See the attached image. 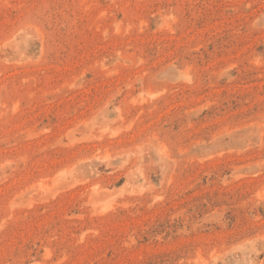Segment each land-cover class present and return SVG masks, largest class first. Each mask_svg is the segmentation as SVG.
<instances>
[{"label":"rangeland","instance_id":"obj_1","mask_svg":"<svg viewBox=\"0 0 264 264\" xmlns=\"http://www.w3.org/2000/svg\"><path fill=\"white\" fill-rule=\"evenodd\" d=\"M0 264H264V0H0Z\"/></svg>","mask_w":264,"mask_h":264}]
</instances>
